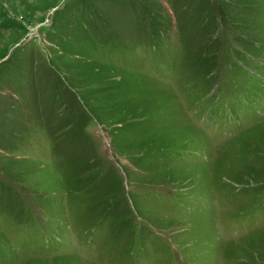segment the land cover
Instances as JSON below:
<instances>
[{"label": "rangeland", "instance_id": "374dc122", "mask_svg": "<svg viewBox=\"0 0 264 264\" xmlns=\"http://www.w3.org/2000/svg\"><path fill=\"white\" fill-rule=\"evenodd\" d=\"M0 264H264V0H0Z\"/></svg>", "mask_w": 264, "mask_h": 264}]
</instances>
